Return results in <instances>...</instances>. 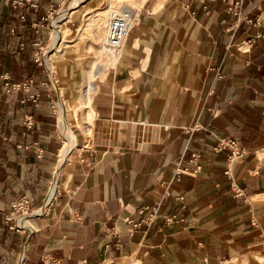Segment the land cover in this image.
Masks as SVG:
<instances>
[{"label": "crops", "instance_id": "crops-1", "mask_svg": "<svg viewBox=\"0 0 264 264\" xmlns=\"http://www.w3.org/2000/svg\"><path fill=\"white\" fill-rule=\"evenodd\" d=\"M33 1L35 6L21 8L0 0V264L53 258L61 264H264V0H151L140 12L147 15L157 4L153 21L142 19L132 29L142 34L147 26L150 33L149 47L138 51L146 49L154 59L148 85L142 65L135 88H120L133 104L149 93L150 125L138 147L124 150L114 125L106 126L114 129V142L111 135L94 146L116 145L112 155L104 151L102 159L92 155L88 163L63 165L49 106L57 96L55 80L33 61L30 46L42 30L31 23L42 26L60 1ZM259 32L248 46L245 41ZM243 42L247 48L240 50ZM59 69L62 81L67 64ZM4 76L32 79L42 92L33 98L36 105L8 97ZM26 114L33 116L32 130H23ZM227 137L244 152L231 162L228 149H214ZM59 165L60 186L49 209L52 172ZM23 194L33 213L17 230L20 214L6 218ZM40 207L44 214L34 213ZM141 209L156 211V219L146 232L129 234L125 217H139ZM162 215L175 218L166 222Z\"/></svg>", "mask_w": 264, "mask_h": 264}, {"label": "rangeland", "instance_id": "rangeland-1", "mask_svg": "<svg viewBox=\"0 0 264 264\" xmlns=\"http://www.w3.org/2000/svg\"><path fill=\"white\" fill-rule=\"evenodd\" d=\"M59 1L60 2L56 3L55 5H52L48 9L50 11H49V14L47 15V20H45L44 23H42V26H39L42 30L40 32H37V34L40 33L41 35L39 34L40 37L33 38L30 41V46H31L33 61L36 64L40 62V64H38L39 66H41L42 68L48 69V71L51 73V77L55 80V86L57 88V96L49 98L50 100L49 106H50L51 112L54 114L53 115L55 118L54 128L56 129V136L60 141V150L58 149L59 152H58V155L56 156L58 158V162L60 163L61 152L68 143V140L66 139L65 134L62 130L61 123L59 122V119L61 116V107L63 104V107L66 109L64 111L65 120L69 124L71 129L74 131L75 135H77V137H75L76 139L75 144L69 150L68 154L66 155L65 160L63 161V164L68 163V161L72 163L74 160H78L85 164V163L90 162V159L94 156L95 157L97 156L99 159H102L100 155H102L104 151H106L107 156L112 155L116 151L114 145H107V146L103 145L99 147L94 146V142L98 138L101 139L100 142L103 144V143H106L105 137L107 136L110 137L111 135H112L111 136L112 141L114 142V139H115L113 136L114 129H112V127L105 128L106 126L114 125L113 122L108 121L105 118L108 116V114H104L102 119H100L99 118L100 115L96 113V114L89 115V118L87 119L85 117L87 108H77L76 107L79 103L80 94L82 93V81L81 80H82L83 70L85 68L86 70L91 69L90 68L91 65L93 64L94 60H96L95 53L99 49V44L94 39L93 33L90 32V30H88V27H86V25H84L85 16L87 15L85 14V12L89 10H94L96 7L103 6L107 2L106 0H83L80 3V7L77 8V10L75 9L70 14V17L68 18V20L65 21V23L62 24L61 26L63 33H64V39H65L63 46L59 47L60 48L59 51H53V50H49V46L52 41V35H53L52 33L54 29L52 25L53 19L60 13L61 9H64L65 7L69 5L71 0H59ZM144 1L145 2H143V0L138 1L140 3H143L142 6L140 7L141 11L142 10L145 11V9L149 6L151 2V0H144ZM154 16L155 14L145 15L141 13V18H144L146 22H147V19L149 18L151 21H153ZM35 28L37 29L38 27H35ZM44 29L47 34L46 36L45 34H42V31L44 32ZM146 39L149 40L150 42V35H148ZM24 45H25L24 43L20 44L21 47H23ZM238 48L242 50V49H246L247 46L243 42L242 44H238ZM154 50L159 51L160 50L159 46L154 47ZM35 51L40 52L39 60H35V56H36ZM43 51H44V55H43ZM144 53L145 54L147 53L146 49L143 52V54ZM143 54L138 53V52L136 53L130 52L128 57L123 62H120L117 65L118 67L117 73L120 74L118 75L116 73L117 75L115 76V79L117 82L115 83V85L117 87L120 86L119 88L126 89L130 85L132 88H135L133 83L137 81L140 73L142 72V68H143L142 66L143 58L141 57V55ZM146 60H145V63H146ZM61 64H64V65L67 64V68H68L67 69L68 73H66L68 77H66V79H63L66 83L65 85L63 83V80L62 81L60 80L63 76L62 70L60 71L59 69ZM153 64H154V59L150 55L148 62H147V65L149 67L148 70H150L151 67H153ZM111 66H112L111 64L106 65V67H109L108 69L112 68ZM131 71H133L132 75L130 74ZM105 76H107V79L105 80L109 82L111 79V71L106 70ZM4 78L6 79V81L4 82L2 88L4 90V93L8 97L10 98L16 97L17 100H19V102L21 103H24V102H27V100H30L32 101L34 105H36L35 104L36 101L33 98L40 97L42 92H39L37 88H34L32 86L33 82L29 84L28 82H26L24 87L20 86L18 88L16 87V85H13V83H17V82L21 83L22 81H28V80L10 81V77L4 76ZM158 82H160V78L159 80H157V83ZM40 84L42 85L44 84V82H41ZM120 84H122L123 87ZM62 85L65 86L64 87L65 91L64 89H62ZM117 87L116 89H119ZM137 91L138 90L135 91V94L137 93ZM105 96L107 95L105 94ZM26 115H31V114H26ZM26 115L24 116L21 122L23 124V130H32L35 124L33 116L31 115L33 124L31 127H28L24 123ZM85 121L89 123L88 126H91V130L86 129L87 123H84ZM106 154L104 158H107ZM60 165L59 167H57L58 169L61 167ZM57 168L54 169V171L52 172V174L55 175L56 178L58 177L55 172L58 170ZM59 183H60V178L59 179L57 178V186L55 190L56 195L58 193L57 191L60 186ZM29 209L31 210V208ZM48 262L49 261H47V259L46 260L40 259L39 264H49ZM236 262L239 263L238 261Z\"/></svg>", "mask_w": 264, "mask_h": 264}, {"label": "bare ground", "instance_id": "bare-ground-1", "mask_svg": "<svg viewBox=\"0 0 264 264\" xmlns=\"http://www.w3.org/2000/svg\"><path fill=\"white\" fill-rule=\"evenodd\" d=\"M82 1L83 0H71L69 5L65 7L63 10H61L60 13L56 17H54L53 24H52L54 29L52 33L53 34L52 41L49 46V50L59 51L60 49L59 47L63 46L65 39H64V33H63L61 26L62 24L65 23V21L68 20L71 13L75 9L80 7V3ZM138 1L140 0H106L107 3L105 5L96 7L94 10H89L85 12V14L87 15L85 16L84 25H86V27H88V30H90V32L93 33L94 39L99 44V49L95 53L96 60H94L93 64L91 65L90 67L91 69L86 70L85 68L83 70L82 80H81L82 81V93L80 94L79 103L76 107L77 108H87L86 116H85L87 119L89 118V115L96 114V113L108 114V116L105 118L108 121L114 122L115 133L117 135L120 134V137L123 138V142H124V145L122 146L123 150L125 148L131 147V145L134 147H138L140 140L142 138L141 136L144 135L147 127L150 125V122L147 119H145V109H146V104L148 103L147 101H148L149 93L147 91H144L139 101H137L136 104H133L132 100H129V101L125 100V99H128L127 96L129 95L125 96V99H124V96H121L123 90H121L120 88L116 89L117 86L115 85L116 83L115 76L117 74L120 75L119 73H117V69H118L117 65L120 62H123L128 57L130 52L136 53L140 51L139 47H141V45L145 47H149V40L146 39V37L149 35L147 26L143 30L144 32L142 34H139L137 32L135 33L134 31H132V29L135 28L136 25H138L142 19H144V18H141V13H140V7L142 6L143 3H140ZM143 2L145 1L143 0ZM157 8H158V5L154 4L153 7H150L147 9V13L149 15L156 14ZM125 12L128 14L127 17H128L130 32L128 36L126 37V39L123 41V43L117 49H109L105 45L106 36L108 34L107 28H108L109 21L115 15L124 14ZM146 59H148V52L143 58V66L146 68V70L142 73L143 74L142 77H144L143 84H145V86L148 85L147 84L148 80L146 81L145 79H150V76H151V72L149 73L146 63H145ZM108 64H111L112 68L108 69L109 67H106V65ZM181 68L182 66L179 67V69ZM106 70L111 71V79H110L111 81L109 82L105 80L107 79V76H105ZM132 73L133 71H131L130 74L132 75ZM181 80L183 81L184 86H186L185 85L186 79L183 78ZM105 94L107 96H105ZM181 95L180 96L176 95V97L177 96L178 97L177 99H175V101L176 102L178 101L179 104L184 103L182 102ZM128 102H131V108H128L130 112L125 113L126 112L125 108H127V106L129 107ZM172 105L173 103L171 104V106ZM65 110L66 109L63 107V104H62L61 116L59 115L60 116L59 122L61 123L62 130L65 134L66 139L68 140V143L61 152L60 164L63 163V161L66 158V155L68 154L71 147L74 146L75 141H76L75 139L76 135L74 131L71 129V127L65 120V117H64ZM120 110H122L124 114H122V116L120 117L115 116V113ZM130 116L134 118H130ZM84 123H87V122L85 121ZM88 124L89 123L86 124V129L91 130V126H88ZM124 126H126V128H123ZM116 149H118V147L115 145V150ZM119 159L121 160V158ZM120 165L121 164H119V166ZM55 172H56V175L58 176L57 178L59 179L60 169H58ZM57 178L54 182V186L51 188V191H50V198H49L50 205L49 207L47 206L49 209L52 207V203L56 196L55 190L57 186ZM34 213L44 214V211L41 208H39V209L34 210ZM222 264H227V262L223 261Z\"/></svg>", "mask_w": 264, "mask_h": 264}, {"label": "built area", "instance_id": "built-area-1", "mask_svg": "<svg viewBox=\"0 0 264 264\" xmlns=\"http://www.w3.org/2000/svg\"><path fill=\"white\" fill-rule=\"evenodd\" d=\"M10 3L12 4V6H19V7H26L29 5L35 6V2L33 0H10ZM49 11H47L46 16L49 14ZM128 14L125 12L124 14H118L115 15L113 18H111V20L109 21L108 24V28H107V36H106V41H105V45L109 48V49H117L122 43L123 41L126 39V37L129 34V22H128ZM20 20L22 22H25L26 17L24 13H20L19 14ZM47 19V18H46ZM31 25L33 27H39L38 23H31ZM13 30V28L11 29V31ZM261 33H257L254 36L249 37L245 42L248 46L252 45L253 41L260 37ZM35 60H39L40 58V52L39 51H35ZM43 55H44V51H43ZM38 64H40V62H38ZM26 82L31 83V80L28 81H22L17 82V83H13V85H16V87H24V85L26 84ZM24 123L28 126L31 127L33 122H32V116L31 115H26V118L24 120ZM215 150H224V149H228L229 154H228V160L229 162H231L235 157L240 156L242 154H244L243 150L239 148L238 146V142L236 139L232 138V137H227L224 139H220L219 142L214 146ZM192 160L195 168L196 169H200V163L198 162L197 158L198 155L193 154L192 156ZM56 180V176L54 175V179L52 180V185L48 191V196H47V202L49 201L50 198V191L51 188L54 186V182ZM31 205V201L30 198L27 194H23L20 197L16 198L15 201H13L11 203V207H12V211L13 214L9 215L6 219L12 221L14 215H18L20 214L16 219H15V224L13 225V227L15 229H19L21 228V226L24 225V221L23 219L32 214L33 211H31L30 208ZM41 208V207H40ZM39 209V208H38ZM42 209V208H41ZM43 210V209H42ZM138 216L139 217H135V216H126L125 217V222H126V226L128 227V232L129 234H133L135 232L138 231H143L146 232L148 230V228L151 226L152 222H154V220L156 219L155 217L157 216V212L156 211H152L150 213H143V210L141 209L140 212H138ZM164 217V220L166 222H172L175 218L174 215L168 216V215H162ZM12 227V226H11ZM49 264H61L60 261L58 259L53 258L52 260H48Z\"/></svg>", "mask_w": 264, "mask_h": 264}]
</instances>
